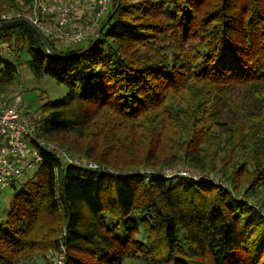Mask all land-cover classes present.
Masks as SVG:
<instances>
[{
  "label": "trees",
  "instance_id": "16d2710c",
  "mask_svg": "<svg viewBox=\"0 0 264 264\" xmlns=\"http://www.w3.org/2000/svg\"><path fill=\"white\" fill-rule=\"evenodd\" d=\"M95 36L47 39L58 58L28 24L0 26V95L23 63L66 85L31 116L37 138L121 169L40 150L0 264H264V0H113ZM178 167L209 179L166 176Z\"/></svg>",
  "mask_w": 264,
  "mask_h": 264
},
{
  "label": "built area",
  "instance_id": "2783aa9c",
  "mask_svg": "<svg viewBox=\"0 0 264 264\" xmlns=\"http://www.w3.org/2000/svg\"><path fill=\"white\" fill-rule=\"evenodd\" d=\"M23 11L0 14V23L28 19L44 36L64 48L74 49L91 40L113 0H17ZM21 96L0 95V196L18 186L19 180L43 164L40 150L53 155L63 166L99 169L51 142L37 138V121L21 112ZM180 175L209 179L199 173L173 169L167 177Z\"/></svg>",
  "mask_w": 264,
  "mask_h": 264
},
{
  "label": "rangeland",
  "instance_id": "374dc122",
  "mask_svg": "<svg viewBox=\"0 0 264 264\" xmlns=\"http://www.w3.org/2000/svg\"><path fill=\"white\" fill-rule=\"evenodd\" d=\"M108 13L103 17L101 23L107 18ZM60 47L64 48L63 44H59ZM28 60V58H26ZM68 87L66 85L59 84L54 78L50 76H43L41 79H37L26 64H20L18 74L15 78L13 88L8 93V95L20 94L21 96V112L28 116H41V107L48 101L60 100L68 94ZM7 95V96H8ZM53 143V142H51ZM56 145L55 143H53ZM62 147V146H60ZM67 150V148L62 147ZM68 151V150H67ZM73 156L87 163H92L99 167V169L109 171L111 173H120V168H113L111 166H106L100 164L99 162L83 158L77 154L68 151ZM176 169H182V171H190L188 168L178 167ZM150 170V171H149ZM154 169L149 168L148 173H153ZM172 171L171 169L168 170ZM33 171L28 176L21 178L19 180L16 189L4 190L0 196V221L4 222L6 216L10 210L12 200L16 193L21 190V188L26 184L35 174ZM210 179L216 180V177H210ZM199 181H206L201 179ZM215 183V182H213ZM52 255V254H51ZM51 257V256H50ZM55 260L60 262V256H56ZM123 264H142L140 259H127Z\"/></svg>",
  "mask_w": 264,
  "mask_h": 264
},
{
  "label": "water",
  "instance_id": "95a60500",
  "mask_svg": "<svg viewBox=\"0 0 264 264\" xmlns=\"http://www.w3.org/2000/svg\"><path fill=\"white\" fill-rule=\"evenodd\" d=\"M118 8V7H117ZM117 8L112 12V14L108 17V19L106 20V23H105V25L109 22V21H111V19L113 18V16H114V14L116 13V11H117ZM15 22H23V23H26V24H28L34 31H35V33L37 34V36L39 37V39H40V41L45 45V48L47 49V51L51 54V55H54V56H56V57H58V58H62L63 56H60V55H58V54H56L55 53V51L51 48V46L49 45V43H48V41H47V39L45 38V36L28 20V19H22V20H17V21H15ZM9 23H12V21L11 22H6V23H0V26H3V25H6V24H9ZM98 39H99V35L97 34L94 38H93V41H92V44L87 48V49H85L84 50V52H89V51H91L94 47H95V45H96V43H97V41H98Z\"/></svg>",
  "mask_w": 264,
  "mask_h": 264
}]
</instances>
